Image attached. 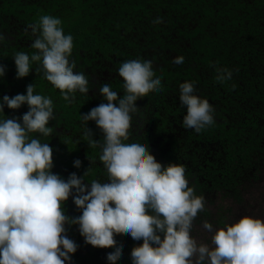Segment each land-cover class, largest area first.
<instances>
[{
  "label": "trees",
  "instance_id": "trees-1",
  "mask_svg": "<svg viewBox=\"0 0 264 264\" xmlns=\"http://www.w3.org/2000/svg\"><path fill=\"white\" fill-rule=\"evenodd\" d=\"M43 15L61 19L64 34L73 37L69 59L75 62L74 72L84 73L89 81V92L77 91L71 103L45 79L43 71H36L39 63L33 62L30 74L17 79L14 56L17 52L31 56L36 51L31 47L36 36L27 25ZM159 17L163 22L154 24ZM0 33L5 37L0 41V64L5 66L0 100L4 95L26 94L29 84H35L34 94L52 100L55 119L48 125L52 133H31L30 138L50 144L52 171L65 180L72 173L83 177L92 167L84 178L86 184L108 182L99 159L103 133L94 121L88 122L99 141L97 147H90L81 115L107 102L99 92L104 83L120 97L124 95L118 69L136 59L152 62L162 90L137 101L125 143H145L164 166L185 167L188 186L196 196L205 197V208L194 220L209 218L213 192L223 191L238 201L245 185L258 180L264 166V0H0ZM179 56L184 57L183 64L173 63ZM217 68H227L232 78L218 82ZM185 82L193 83L194 94L214 108V123L199 133L182 126L187 108L179 96L180 84ZM28 110L27 104L18 110L5 105L0 120L22 118ZM178 135H184L189 145L179 144ZM77 159L82 162L80 168L74 166ZM64 210L71 217L82 213L72 197ZM66 227L68 237L79 246L71 264H112L107 255L114 248L93 247L85 242L78 225ZM115 239L123 243V255L115 264H132L131 251L143 241L130 235Z\"/></svg>",
  "mask_w": 264,
  "mask_h": 264
},
{
  "label": "clouds",
  "instance_id": "clouds-1",
  "mask_svg": "<svg viewBox=\"0 0 264 264\" xmlns=\"http://www.w3.org/2000/svg\"><path fill=\"white\" fill-rule=\"evenodd\" d=\"M162 22V17L153 20ZM61 25V19L51 15L28 24L36 36L31 45L36 51L31 56L17 52L14 61L17 79L30 74L33 62L39 63L36 71H43L45 79L71 103L77 91L89 92V81L84 73L74 72L75 62L69 59L73 37L65 35ZM4 39L0 33V41ZM172 62L183 64L184 57ZM217 73L218 82L232 78L227 68H217ZM118 74L124 81V95L120 97L104 83L99 92L107 102L81 115L90 147H97L99 141L88 122L94 121L103 133L99 159L108 182L92 180L90 187L84 178L92 167L83 177L72 173L65 180L52 171L50 144L30 138L31 133H52L48 125L55 115L50 98L34 94L35 84H29L26 94L4 95L0 100V112L5 105L18 110L27 104L29 109L22 118L0 120V264H71L79 246L68 237L66 225H78L85 242L93 247L114 248L107 255L112 264L123 255V243H117L116 235L143 241L131 251L132 264H264V219L245 215L216 230L212 246L191 236L205 197L196 196L188 186L185 167L164 166L145 143H125L137 101L162 90L161 78L151 61L140 59L123 62ZM4 75L5 66L0 64V78ZM194 92L193 83L180 84L179 99L187 108L182 126L199 133L214 123V108ZM74 166L80 168L82 162L77 159ZM70 197L82 210L79 216L71 217L64 210ZM203 227L213 231L207 221Z\"/></svg>",
  "mask_w": 264,
  "mask_h": 264
},
{
  "label": "rangeland",
  "instance_id": "rangeland-1",
  "mask_svg": "<svg viewBox=\"0 0 264 264\" xmlns=\"http://www.w3.org/2000/svg\"><path fill=\"white\" fill-rule=\"evenodd\" d=\"M177 128L182 130L179 126ZM183 136L178 135L181 138L177 142L185 144L184 147H186L189 145V141H186L185 136ZM198 152L203 155L206 153V151L203 153L200 149H198ZM258 174V180L245 185L241 200L236 201L223 191L213 192L212 199L210 198L208 202L210 215L206 220L213 225V231L209 232L204 229L203 224L205 221L194 220L191 236L198 243L202 242L212 246V236L216 230L238 222L245 215L264 219V166Z\"/></svg>",
  "mask_w": 264,
  "mask_h": 264
}]
</instances>
